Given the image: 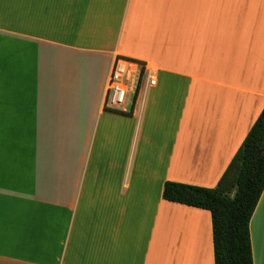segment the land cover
<instances>
[{"label":"crops","instance_id":"1","mask_svg":"<svg viewBox=\"0 0 264 264\" xmlns=\"http://www.w3.org/2000/svg\"><path fill=\"white\" fill-rule=\"evenodd\" d=\"M116 59L155 71L104 108ZM264 108V0H0V264H214V189ZM264 264V190L249 224Z\"/></svg>","mask_w":264,"mask_h":264},{"label":"trees","instance_id":"2","mask_svg":"<svg viewBox=\"0 0 264 264\" xmlns=\"http://www.w3.org/2000/svg\"><path fill=\"white\" fill-rule=\"evenodd\" d=\"M263 143L264 108L214 189L163 185L164 201L210 213L214 264H253L249 224L264 190Z\"/></svg>","mask_w":264,"mask_h":264},{"label":"built area","instance_id":"3","mask_svg":"<svg viewBox=\"0 0 264 264\" xmlns=\"http://www.w3.org/2000/svg\"><path fill=\"white\" fill-rule=\"evenodd\" d=\"M155 73H150L143 63L116 59L109 74L104 108L128 113L144 89L156 86Z\"/></svg>","mask_w":264,"mask_h":264},{"label":"water","instance_id":"4","mask_svg":"<svg viewBox=\"0 0 264 264\" xmlns=\"http://www.w3.org/2000/svg\"><path fill=\"white\" fill-rule=\"evenodd\" d=\"M263 152H264V143L262 149L260 150V152H258L257 157L259 158Z\"/></svg>","mask_w":264,"mask_h":264}]
</instances>
